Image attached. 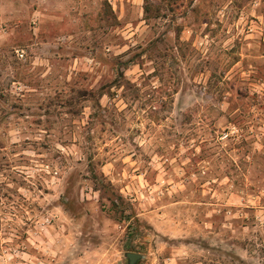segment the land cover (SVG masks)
<instances>
[{
	"label": "rangeland",
	"instance_id": "1",
	"mask_svg": "<svg viewBox=\"0 0 264 264\" xmlns=\"http://www.w3.org/2000/svg\"><path fill=\"white\" fill-rule=\"evenodd\" d=\"M128 252L264 264V0H0V264Z\"/></svg>",
	"mask_w": 264,
	"mask_h": 264
},
{
	"label": "water",
	"instance_id": "2",
	"mask_svg": "<svg viewBox=\"0 0 264 264\" xmlns=\"http://www.w3.org/2000/svg\"><path fill=\"white\" fill-rule=\"evenodd\" d=\"M125 256L128 260V264H135L141 258V256L139 254L132 253V252L126 253Z\"/></svg>",
	"mask_w": 264,
	"mask_h": 264
},
{
	"label": "trees",
	"instance_id": "3",
	"mask_svg": "<svg viewBox=\"0 0 264 264\" xmlns=\"http://www.w3.org/2000/svg\"><path fill=\"white\" fill-rule=\"evenodd\" d=\"M144 13H145V18H148V15L150 14V9L148 6L144 7ZM105 95L104 93H101L100 96Z\"/></svg>",
	"mask_w": 264,
	"mask_h": 264
},
{
	"label": "built area",
	"instance_id": "4",
	"mask_svg": "<svg viewBox=\"0 0 264 264\" xmlns=\"http://www.w3.org/2000/svg\"><path fill=\"white\" fill-rule=\"evenodd\" d=\"M20 57H23V55L21 54Z\"/></svg>",
	"mask_w": 264,
	"mask_h": 264
}]
</instances>
